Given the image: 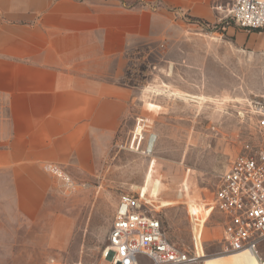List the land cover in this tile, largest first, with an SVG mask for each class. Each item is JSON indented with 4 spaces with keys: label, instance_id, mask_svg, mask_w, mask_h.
Listing matches in <instances>:
<instances>
[{
    "label": "rangeland",
    "instance_id": "374dc122",
    "mask_svg": "<svg viewBox=\"0 0 264 264\" xmlns=\"http://www.w3.org/2000/svg\"><path fill=\"white\" fill-rule=\"evenodd\" d=\"M193 21L174 24L162 40L126 54L116 80L132 95L105 172L73 177L82 185L59 190V206L72 218L68 245L41 253L23 239L26 227H2L1 264L32 247V264H113L105 255L108 235L127 193L144 194L176 246L192 250L196 243L207 256L223 253L222 216L207 220L206 204L245 145L264 146L246 114L250 97L264 94V28H244L231 17L203 22L202 29L188 24ZM260 253L264 258V243Z\"/></svg>",
    "mask_w": 264,
    "mask_h": 264
},
{
    "label": "crops",
    "instance_id": "0c3cea01",
    "mask_svg": "<svg viewBox=\"0 0 264 264\" xmlns=\"http://www.w3.org/2000/svg\"><path fill=\"white\" fill-rule=\"evenodd\" d=\"M231 2L0 0V228L26 227L41 253L64 249L72 218L43 164L76 179L105 172L132 95L116 80L126 54L188 18L215 24ZM32 248L9 264H32Z\"/></svg>",
    "mask_w": 264,
    "mask_h": 264
},
{
    "label": "built area",
    "instance_id": "2783aa9c",
    "mask_svg": "<svg viewBox=\"0 0 264 264\" xmlns=\"http://www.w3.org/2000/svg\"><path fill=\"white\" fill-rule=\"evenodd\" d=\"M217 9L223 12L221 19L231 17L244 28H264V0H233L229 7L218 6ZM246 114L264 135V94L250 97ZM135 139L140 146L142 137L136 135ZM43 168L53 176L60 191L73 192L82 185L57 163L46 162ZM206 205L207 220L215 212L222 216L223 253L247 252L256 257L259 264H264L260 253L264 243L263 144L259 147L245 145L223 174L214 198ZM105 255L110 256L113 264H204L207 256L199 253L196 243L192 250L173 244L162 220L148 207L141 193L121 196Z\"/></svg>",
    "mask_w": 264,
    "mask_h": 264
},
{
    "label": "bare ground",
    "instance_id": "6f19581e",
    "mask_svg": "<svg viewBox=\"0 0 264 264\" xmlns=\"http://www.w3.org/2000/svg\"><path fill=\"white\" fill-rule=\"evenodd\" d=\"M153 137L149 138L148 146L152 148L154 145ZM198 249V246H197ZM201 254L204 251H200ZM204 264H259L256 257L247 252H236V253H221L212 256H206L204 259Z\"/></svg>",
    "mask_w": 264,
    "mask_h": 264
},
{
    "label": "trees",
    "instance_id": "16d2710c",
    "mask_svg": "<svg viewBox=\"0 0 264 264\" xmlns=\"http://www.w3.org/2000/svg\"><path fill=\"white\" fill-rule=\"evenodd\" d=\"M198 22H200V23H203L201 20H197Z\"/></svg>",
    "mask_w": 264,
    "mask_h": 264
}]
</instances>
